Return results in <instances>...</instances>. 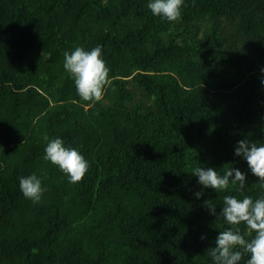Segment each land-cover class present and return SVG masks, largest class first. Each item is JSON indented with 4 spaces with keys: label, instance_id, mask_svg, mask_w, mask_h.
Wrapping results in <instances>:
<instances>
[{
    "label": "trees",
    "instance_id": "obj_1",
    "mask_svg": "<svg viewBox=\"0 0 264 264\" xmlns=\"http://www.w3.org/2000/svg\"><path fill=\"white\" fill-rule=\"evenodd\" d=\"M147 2L0 0V264H211L223 196L261 194L233 151L264 142V0H184L175 22ZM96 45L110 83L89 106L63 54ZM44 134L78 148L81 181L42 159ZM194 167L246 187L201 189ZM32 173L37 205L18 188Z\"/></svg>",
    "mask_w": 264,
    "mask_h": 264
},
{
    "label": "clouds",
    "instance_id": "obj_2",
    "mask_svg": "<svg viewBox=\"0 0 264 264\" xmlns=\"http://www.w3.org/2000/svg\"><path fill=\"white\" fill-rule=\"evenodd\" d=\"M184 0H148L147 9L154 18L161 21L175 22L181 17ZM63 68L72 80L76 94L81 100L92 103L100 101L106 86L110 83L109 68L102 56L101 46L85 50L81 46L65 51ZM264 77V68L260 70ZM264 87V78L260 80ZM45 146L42 159L55 166L69 184L82 180L89 169V163L78 148L66 146L59 138L42 136ZM235 157L242 158L249 173L257 178L261 194L255 199L251 196L237 198L224 195L219 217L230 227L219 231L214 240V247L207 250L211 264H239L243 255H247L246 264H264V142L239 140L233 151ZM191 174L197 178L201 189L210 188L216 193L225 192L230 185L237 191L246 187V175L237 168H228L223 174L208 167H194ZM18 188L22 197L33 205L40 203L46 188L41 179L32 173L18 178ZM203 195L202 190L193 193L196 199ZM209 215H216L215 205L207 204ZM240 225L244 226L243 233ZM205 239L204 236L200 237Z\"/></svg>",
    "mask_w": 264,
    "mask_h": 264
}]
</instances>
